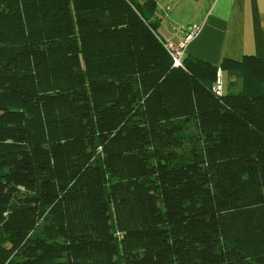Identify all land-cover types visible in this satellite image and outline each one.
<instances>
[{"label":"trees","instance_id":"16d2710c","mask_svg":"<svg viewBox=\"0 0 264 264\" xmlns=\"http://www.w3.org/2000/svg\"><path fill=\"white\" fill-rule=\"evenodd\" d=\"M160 26L0 0V264H264V58L176 68Z\"/></svg>","mask_w":264,"mask_h":264},{"label":"crops","instance_id":"0c3cea01","mask_svg":"<svg viewBox=\"0 0 264 264\" xmlns=\"http://www.w3.org/2000/svg\"><path fill=\"white\" fill-rule=\"evenodd\" d=\"M174 1L162 4L157 0L158 33L162 39L179 43L190 28L199 26V33L187 46V55L217 66L225 59L264 58V0H176L173 15H168Z\"/></svg>","mask_w":264,"mask_h":264},{"label":"built area","instance_id":"2783aa9c","mask_svg":"<svg viewBox=\"0 0 264 264\" xmlns=\"http://www.w3.org/2000/svg\"><path fill=\"white\" fill-rule=\"evenodd\" d=\"M199 31V26L190 28L185 37V40L179 43L171 39L162 40V45L166 52L169 54V56L172 58L174 67L184 68V60L187 57V46L196 37ZM223 76L224 73L222 69L219 68L217 73V81L212 87L213 93L218 96H222L224 93Z\"/></svg>","mask_w":264,"mask_h":264},{"label":"rangeland","instance_id":"374dc122","mask_svg":"<svg viewBox=\"0 0 264 264\" xmlns=\"http://www.w3.org/2000/svg\"><path fill=\"white\" fill-rule=\"evenodd\" d=\"M158 2L159 3H166V2H168V0H158ZM176 2V0L173 2V3H171L170 4V6H172L170 9H169V11H168V15H170V14H172L173 15V13H172V11H173V8H174V3ZM175 16V15H174ZM173 16V17H174ZM189 28V27H188ZM223 84H224V92H227V88H228V77H227V75L225 74L224 76H223Z\"/></svg>","mask_w":264,"mask_h":264}]
</instances>
